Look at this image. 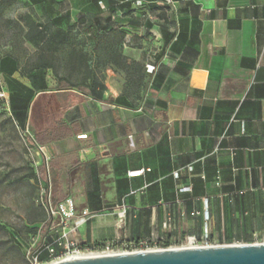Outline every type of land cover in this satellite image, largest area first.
<instances>
[{
    "label": "crops",
    "instance_id": "1",
    "mask_svg": "<svg viewBox=\"0 0 264 264\" xmlns=\"http://www.w3.org/2000/svg\"><path fill=\"white\" fill-rule=\"evenodd\" d=\"M30 1L56 27L26 31L50 61L27 131L54 203L93 214L81 230L130 242L200 237L205 226L213 239L250 242L264 231V0ZM81 11L110 23L86 37L116 42L67 44L77 30L62 25ZM124 59L143 80L135 96Z\"/></svg>",
    "mask_w": 264,
    "mask_h": 264
},
{
    "label": "rangeland",
    "instance_id": "2",
    "mask_svg": "<svg viewBox=\"0 0 264 264\" xmlns=\"http://www.w3.org/2000/svg\"><path fill=\"white\" fill-rule=\"evenodd\" d=\"M67 10L68 5H63ZM81 9L84 5L79 6ZM39 7L30 0H0V61L4 57L15 58L22 71H28L40 55L29 45L27 30L43 27L53 30L54 22L38 17ZM83 11V9H82ZM81 13L75 19L65 21L62 26L72 32L67 44L77 47L87 44L89 39L102 44H114L116 36H91L83 33L86 29L99 30L110 25L89 20ZM63 60L67 52L61 53ZM129 83L125 90L129 96L139 93L143 80L136 64L123 66ZM0 85L7 89L0 69ZM48 202L47 178L43 165L27 129L23 130L12 116L8 104L0 101V264H41L32 260L36 252L42 250L49 241L60 236L58 221L49 218L46 207ZM51 202L53 198L51 197ZM53 222V223H52ZM240 231H236L239 236ZM246 232V231H245ZM218 240L217 234L215 235ZM82 248L104 249L115 240L101 236L92 237L90 229H80L73 237ZM185 235L172 241H163L161 247L179 246ZM264 231L250 239L225 240V244H263Z\"/></svg>",
    "mask_w": 264,
    "mask_h": 264
},
{
    "label": "built area",
    "instance_id": "3",
    "mask_svg": "<svg viewBox=\"0 0 264 264\" xmlns=\"http://www.w3.org/2000/svg\"><path fill=\"white\" fill-rule=\"evenodd\" d=\"M0 101H4L8 104V97L6 93L0 90ZM9 106V104H8ZM131 138V137H130ZM47 164V160L45 161ZM144 170L130 172L128 176L130 178L139 177L144 174ZM176 173V178H178ZM190 187H184L181 192H189ZM48 202H47V213L52 221L57 220L58 226L61 228L60 236L52 241L50 246H46L43 250L48 253V261L43 264H56L67 260L70 257L82 256L93 257L102 255H115V254H128V253H139V252H151L164 249H178V248H198V247H218V246H229L237 244H225V241L215 240L211 237V232L208 226H205L203 233L200 237H186L179 246L161 247L162 240L156 237L143 239L138 242H130L126 240H115L113 243L107 245L104 249L95 251L93 248H82L77 241L73 238L82 226H84L93 214L89 211H83L78 213L76 205L72 199H66L57 205L52 204L50 192L47 191ZM117 210L118 217L124 218L127 209L123 205ZM206 222H209V213H204ZM53 223V222H52ZM241 245V244H238ZM36 262L37 258H34Z\"/></svg>",
    "mask_w": 264,
    "mask_h": 264
},
{
    "label": "water",
    "instance_id": "4",
    "mask_svg": "<svg viewBox=\"0 0 264 264\" xmlns=\"http://www.w3.org/2000/svg\"><path fill=\"white\" fill-rule=\"evenodd\" d=\"M56 264H264V243L102 255Z\"/></svg>",
    "mask_w": 264,
    "mask_h": 264
},
{
    "label": "trees",
    "instance_id": "5",
    "mask_svg": "<svg viewBox=\"0 0 264 264\" xmlns=\"http://www.w3.org/2000/svg\"><path fill=\"white\" fill-rule=\"evenodd\" d=\"M94 20H96V22L100 21L98 17H96ZM181 25H182L181 27L182 32H186L188 29L187 22L183 21ZM47 43L50 46L51 43L50 42ZM125 64H127L126 59H124V65ZM49 66H50V61L48 60V58L41 55L36 61V63H34L31 66V68L27 71L28 78L31 81L33 87V90H31L28 87L24 86L22 83H20L18 80L13 78V75L19 71L18 66L13 60H11L10 58H6L0 61V69L4 75L6 86L10 92L9 108L12 112V116L14 117L15 121L23 130L27 129L28 112L35 94L38 92L48 91V87L45 83V76L43 71L46 68H49ZM32 73H34V75H32ZM43 174L45 177H47L46 169L44 165H43ZM51 244L52 241H49L46 246H50ZM46 246H44V248ZM43 249L36 252L35 254L36 257L33 256L32 260L34 258H37V260L41 264L46 263L48 261V253Z\"/></svg>",
    "mask_w": 264,
    "mask_h": 264
},
{
    "label": "bare ground",
    "instance_id": "6",
    "mask_svg": "<svg viewBox=\"0 0 264 264\" xmlns=\"http://www.w3.org/2000/svg\"><path fill=\"white\" fill-rule=\"evenodd\" d=\"M82 256H76V257H70L67 260H71V259H76V258H81Z\"/></svg>",
    "mask_w": 264,
    "mask_h": 264
}]
</instances>
